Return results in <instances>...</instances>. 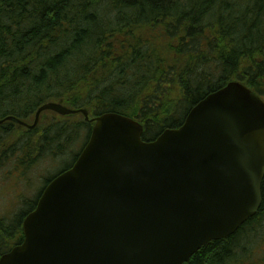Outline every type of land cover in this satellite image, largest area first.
<instances>
[{
    "label": "trees",
    "instance_id": "1",
    "mask_svg": "<svg viewBox=\"0 0 264 264\" xmlns=\"http://www.w3.org/2000/svg\"><path fill=\"white\" fill-rule=\"evenodd\" d=\"M232 80L264 99V0H0V119L31 125L42 104L60 102L90 118H133L150 141ZM90 128L81 114L48 111L32 130L5 122L0 169L25 177L39 160L68 153L62 172ZM261 192L252 218L187 264H264V178ZM35 203L0 218V256L23 241Z\"/></svg>",
    "mask_w": 264,
    "mask_h": 264
},
{
    "label": "water",
    "instance_id": "2",
    "mask_svg": "<svg viewBox=\"0 0 264 264\" xmlns=\"http://www.w3.org/2000/svg\"><path fill=\"white\" fill-rule=\"evenodd\" d=\"M93 124L73 166L43 190L22 222L23 241L0 264H184L234 234L262 202L264 100L231 81L208 94L178 129L144 142L142 126L116 113Z\"/></svg>",
    "mask_w": 264,
    "mask_h": 264
},
{
    "label": "rangeland",
    "instance_id": "3",
    "mask_svg": "<svg viewBox=\"0 0 264 264\" xmlns=\"http://www.w3.org/2000/svg\"><path fill=\"white\" fill-rule=\"evenodd\" d=\"M83 138V136H81ZM84 139V138H83ZM80 139L75 147H80ZM72 154H76L73 152ZM73 156L65 153L54 162L50 158L41 159L23 176V169L8 165L0 169V218L12 214L24 200H34L47 185L48 180L72 162Z\"/></svg>",
    "mask_w": 264,
    "mask_h": 264
},
{
    "label": "bare ground",
    "instance_id": "4",
    "mask_svg": "<svg viewBox=\"0 0 264 264\" xmlns=\"http://www.w3.org/2000/svg\"><path fill=\"white\" fill-rule=\"evenodd\" d=\"M252 218V217H251ZM250 219V218H249Z\"/></svg>",
    "mask_w": 264,
    "mask_h": 264
}]
</instances>
